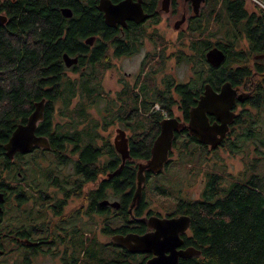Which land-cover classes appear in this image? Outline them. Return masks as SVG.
Masks as SVG:
<instances>
[{
	"label": "trees",
	"instance_id": "1",
	"mask_svg": "<svg viewBox=\"0 0 264 264\" xmlns=\"http://www.w3.org/2000/svg\"><path fill=\"white\" fill-rule=\"evenodd\" d=\"M99 1L2 0L0 13L5 16L6 21L0 24V192L30 191L27 185L11 189V182L8 180L23 181V177L18 179L20 172L24 173V167L34 164L35 159L31 156L16 155L13 161H9L5 157L3 146L15 127L26 122L33 111L34 103L45 99L44 122L37 126L38 136H48L49 127H45V124L48 117L50 118L49 115L75 114L76 118L72 119L69 128L66 131L63 129V185L65 177L70 178L74 189V181H78L74 180L75 177L85 182L92 181V163L96 159L95 152L90 147L81 150L78 145L92 146L97 141L107 145L108 138L102 133L107 131L113 121L125 126L137 116L110 115L115 102L108 96L102 97L101 84L95 68L101 65L104 69L112 68V57L118 58L128 52L138 51L145 40L152 42L155 49L159 47L160 36L154 33V29L153 33L149 34L147 28H152L151 25L158 23L156 12L161 0H141L144 12L149 15L148 20L139 25L128 23L122 30L123 37L119 38L115 37L119 30L105 26L103 15L97 9ZM110 1L117 3L121 0ZM204 4L200 7L198 16L188 19V37L195 38L190 49L201 56L203 65L207 49L216 47L224 51L227 54L224 69L214 72L215 69L208 68L207 73L211 75L202 77L203 69L200 68V72H194L197 73L193 81L185 85L179 84L174 89L180 96L179 105L187 118L188 109L195 104L193 98L195 99L197 94L195 91L192 93V89L199 91L205 83L203 80H207L212 87H219L225 82L231 83L233 87L244 84L245 89L253 94L246 105H241V112L247 115L236 116L222 144L224 146L227 143L229 150H240L242 146L254 143L252 139L257 137V118L251 114L250 109L264 106V75L262 82H255L251 73L253 68L248 67L253 54L264 53V11L248 0H205ZM64 8L71 9L70 19L61 15V9ZM188 11L189 9L187 13ZM203 33H211V37L216 40H203ZM90 37H95L92 47L84 44ZM64 54L77 56L80 65L87 64L89 67L74 72L76 78H69L62 61ZM191 56L188 57V54L179 51L176 59L189 62L192 61ZM160 58L162 89L154 94L145 92L149 91V82L155 74L150 72L145 73L141 97L137 94L131 97L126 84H123L121 92L115 96L118 99L115 101H121L123 107L127 99L132 101V104L141 99L139 107L143 106L149 114L146 123L137 119V124L131 128V138L134 142L131 143L129 151L131 159L126 162L131 199L136 185L137 163L149 160L152 144L159 133V123L164 120L159 114L160 109L168 114L167 117L173 116L172 106L175 102L170 93L174 79L164 74L162 53ZM256 70L259 74H264V64L257 66ZM101 102L105 103L103 109L109 113L99 115L100 112H97L96 115L100 116L98 120L89 112L97 109ZM54 104H59L57 113L54 111ZM154 104L160 109H151ZM122 105L119 104L121 110ZM120 109L115 113L120 112ZM50 125L53 131L50 138H54L50 144V155L54 162L49 166L47 175H60V126L53 123ZM229 137L234 139L230 141ZM66 142L76 145L70 153L64 148ZM256 147L257 144L254 148ZM262 147L257 152L241 151L249 155L251 160L245 165L241 177L231 181L227 188L220 186L223 177L210 175L199 199H175L176 203L171 205L174 210L189 216L191 220L189 233L183 237L185 246L201 252L199 257L180 260L179 264H264V178L257 172L258 163L264 160V144ZM200 150L203 152L207 149L201 146ZM43 154L42 158L50 157ZM171 155L172 152L169 154L168 165L172 163ZM4 172L8 173L6 179L3 178ZM116 187L117 191L124 189L122 184H117ZM152 193L164 197L171 196L161 187L154 188ZM142 204L143 199L138 207L133 208L134 218L141 216ZM74 217L75 215H68L69 220Z\"/></svg>",
	"mask_w": 264,
	"mask_h": 264
},
{
	"label": "flooded vegetation",
	"instance_id": "2",
	"mask_svg": "<svg viewBox=\"0 0 264 264\" xmlns=\"http://www.w3.org/2000/svg\"><path fill=\"white\" fill-rule=\"evenodd\" d=\"M136 1V0H134ZM162 1L160 2V12L164 14H168L169 10L173 8V5L177 2V0H170L168 11L165 12L162 9ZM183 1V0H182ZM2 0H0V5ZM183 12L182 15L187 16L188 7L192 11L191 3H185L183 1ZM201 7V6H200ZM143 8V7H142ZM186 12V13H185ZM200 12V9H199ZM146 13V12H145ZM157 15L159 13V9L157 10ZM193 13V11H192ZM1 14V13H0ZM2 15V14H1ZM194 15V14H193ZM199 15V13H198ZM194 15V17L198 16ZM180 17V18H181ZM179 20V19H178ZM187 20V17H186ZM176 22V21H175ZM130 22H127V24ZM145 23V22H144ZM186 23V22H185ZM184 23V24H185ZM126 24V25H127ZM175 24V23H174ZM183 24V25H184ZM183 25L179 30L181 31ZM174 29V25L172 26ZM120 26H117L115 30L117 31L115 37H123L124 33ZM175 30V29H174ZM127 42H124L126 44ZM214 48V47H213ZM204 53V67L206 70L203 72L210 76L211 74L207 73L208 68L215 69L214 72H217L219 69L224 67V63L227 59V54H225V61L218 67H212L209 62L206 60V53ZM220 50V49H219ZM136 51L128 52L124 56H119V58L129 57L135 55ZM71 58H77V63L71 65L70 67H66L67 73L77 72V70H84L88 68L89 65H80L79 59L77 56H70ZM63 61V60H62ZM251 63L248 64L249 68H253L252 79L255 82H262L264 74H259L256 70L257 66H262L264 64V53L263 54H253L250 58ZM261 61L263 64H261ZM76 68V69H75ZM142 68V66H141ZM224 69V68H223ZM145 72V71H144ZM143 77V81H139L137 79V75L135 76V84L133 88H129L128 92L131 97H134L137 94L139 97L143 95L141 92L142 83L144 82L145 73L141 75ZM204 84L201 85L200 90L192 89V93H197L195 95L194 105H191L187 112V118L184 116V112L182 108H180V96L175 93L174 87L183 84L173 81L172 93L176 96L174 98L175 106L180 111L179 117H166V118H174L179 123L185 125V127L180 128L179 130L174 132L172 149L170 152L176 150V147L179 146H187V144H195L198 147H204L207 150H211L209 146L202 144L198 141V139L189 134L186 126L189 122V111L192 107H194L199 99V97L204 92V86L209 84L207 80ZM189 81L185 84H188ZM227 83V82H225ZM229 83V82H228ZM133 84V85H135ZM222 83L219 87H212L213 90L218 93ZM127 85V84H126ZM231 85V83H230ZM120 86V85H119ZM233 89L237 90V95L235 98L234 105V114L237 115H247L241 112H236L237 108H241V105H246L249 98L253 96L251 91H247L244 84L232 86ZM257 88V87H256ZM119 90V91H118ZM122 87L120 89H115L117 93L121 92ZM159 91V89L157 90ZM191 91V90H190ZM147 93H152L153 91H145ZM116 93V94H117ZM238 96H246L243 101H238ZM140 105L141 99L138 100ZM139 108V111L142 107ZM157 109H159L157 107ZM259 109V107L257 108ZM118 110V109H117ZM138 110V109H137ZM134 109L125 111V115H134ZM154 113V112H153ZM48 121L45 124V127L48 125V136L45 138L48 141L49 148L44 149L41 147H36L33 151L27 156H31V158L36 159L38 156L42 157V154L51 153V142L54 138H50V135H53L51 123L53 125L60 126V166L59 173L60 175L51 174L43 177L42 181H36L38 178H34V183L30 184L29 192L18 193V192H9L3 193L4 199L1 204L2 213L0 215V264H39L40 260H51L53 264H145L147 261L154 257L153 252H139L133 253L127 247L121 246L115 242L117 236H121L126 238L128 235H137L144 236L146 234H150L154 232L153 229H150L146 222L141 223V219H147L149 217L156 216L160 219H171L175 217H179L183 214H179L176 210H174V206H170L168 208L159 207L158 209H154L149 202L146 201L145 191L142 190V199L143 204L140 206L141 216L138 218H134L132 216V210H130V206L132 203L131 199V190L128 187V178L126 177V162L130 161L131 158L126 159L124 162L122 161V156L114 146L115 137L113 142L108 141L107 145L99 144L97 141L94 145L88 146V144H79L78 146L83 150L84 148L90 147L93 152H95V161L92 163L93 169V177L92 181H87L80 179L79 177H75L74 184L76 189L70 184L72 181L70 178L65 177V185H63V115H49ZM44 117V116H43ZM66 117V116H65ZM95 117L99 120V115H95ZM164 118V119H166ZM59 120L57 123L56 120ZM212 119V120H210ZM214 119L209 117V122L212 123ZM40 121V123H43ZM24 124V123H23ZM71 124V123H70ZM114 124V121L112 125ZM37 125V126H38ZM130 123L126 124L123 130L125 132V136L128 142V152L130 151L131 143L134 140L131 138L130 132L132 131L130 127ZM120 130V129H119ZM230 131V125H229ZM36 135V133H35ZM38 136V135H36ZM43 137V136H42ZM194 140H192V139ZM226 138V137H225ZM66 139L71 140L69 137ZM225 140V139H224ZM223 140V142H224ZM222 142V144H223ZM222 144L220 146H222ZM73 143L66 142L64 143L65 150L70 153L74 147ZM219 146V147H220ZM218 147V148H219ZM46 151V152H41ZM169 152V154H170ZM43 154V155H45ZM19 155V154H16ZM14 156V158L16 157ZM169 160V158H168ZM13 161V160H12ZM52 162H54L52 160ZM15 163V162H14ZM146 161H144V164ZM38 164V163H37ZM138 164V163H137ZM141 164V162L139 163ZM138 164V165H139ZM168 167V161L165 164L166 168ZM163 171V170H162ZM162 173V172H161ZM160 173V174H161ZM160 174H154L151 171L145 172V182L143 187L150 182L151 179H154L155 176ZM76 182V183H75ZM117 184L123 185V191H117ZM11 189L14 187H22L19 184L10 185ZM183 193L182 190L179 191ZM180 199L183 200H192L190 197H186L185 195H180ZM178 197V198H179ZM80 200V204L76 209H71L69 214L64 213L65 208H68V205L71 200ZM141 199V200H142ZM195 199L193 198V201ZM140 203V202H139ZM176 203V202H175ZM137 204L135 207H138ZM134 207V208H135ZM11 209L13 210V215L10 216V219L4 223L5 215ZM20 216H18V213ZM74 213V214H71ZM68 215H75V221L73 219H68ZM187 216V215H185ZM85 217H96V226L95 229L90 231V229H85L78 225L80 221H82ZM136 220V221H135ZM71 222V223H70ZM135 222L134 224H132ZM69 223V224H68ZM68 225L72 226L68 229ZM189 233V228L181 235L183 240V244L177 250L186 249L188 246H185L184 243V235ZM168 256V253H165ZM68 261V262H66ZM180 261V260H179Z\"/></svg>",
	"mask_w": 264,
	"mask_h": 264
},
{
	"label": "rangeland",
	"instance_id": "3",
	"mask_svg": "<svg viewBox=\"0 0 264 264\" xmlns=\"http://www.w3.org/2000/svg\"><path fill=\"white\" fill-rule=\"evenodd\" d=\"M203 5L205 4L202 3L201 8L203 7ZM183 8V1L177 0V2L173 5V8L169 10V13L164 14L160 12L159 4L160 15L158 14V23L154 26L151 25L152 28H147L149 34L153 33L154 29V33L160 36L158 38V41L160 42L159 47L155 49V46L152 42L145 40L143 42V45L139 46V49L135 52V55L119 59L112 57V68L104 69L102 65L95 68L96 76L98 75V81L101 84L102 97L107 98L108 96L109 99H114L115 102L113 112L111 111L110 115H125V111L134 109V115L137 116L134 117L133 121L130 123L131 128L137 124V119L139 120V122L146 123L148 118L147 115L149 114L148 112H145L143 106L142 109L139 111V103L132 104V101H130L129 99H127V102L124 104V107L121 101L117 103L115 100L118 99L115 96L118 94L117 92L119 90L115 92V89H120V86L123 87V84H127L131 89L134 86L138 85L134 83L135 80H138V77V83L140 81H143V77L141 76L142 73L148 74L150 72H154L155 74L151 77L152 80H150L149 82V90L153 91L154 94L157 92L158 89H162L163 84L161 78L163 76V73L160 72V53H162L164 57V74L173 78L176 82L184 84L189 81L190 83L191 81H193L194 77L196 76V73L200 72V68L204 71L206 70V68L203 66L201 56L192 52V50L190 49V45L195 38H193L192 36L188 37L187 32L188 19L194 18V15L189 7V11L186 16L187 20L186 23L183 25L181 31H176L172 27L175 21L180 19L183 12ZM179 32H182L183 34ZM201 38L203 40L204 38L216 40L215 37H211V33H203ZM179 51L188 54V57H190L192 54V61H178L176 58L178 56ZM251 62L252 61H250L249 63ZM195 71L197 72L194 73ZM136 75L137 79H135ZM67 76L69 78H76L77 75L68 72ZM205 76L206 74L202 72V77ZM169 93L170 92H168V94ZM170 95L176 98L173 93H170ZM241 98L244 99L246 98V96ZM100 104L101 105H98L97 109H89V113L94 116L97 112H100L99 115H108L109 112L103 109V104L105 103L101 102ZM119 104L122 105L123 110L120 109ZM175 105L176 104L174 103L172 106V115L173 117H179L180 111ZM58 107L59 104H54L55 113L58 112ZM155 107L159 108L157 104H154L151 109H154ZM117 109H120L121 111L115 113ZM151 109L149 112H151ZM237 109L238 110H236V112H239L241 110V108ZM160 110L161 113L159 112V114L161 116L168 115L162 109ZM105 111H107V113H105ZM250 111L251 114L257 118V137L255 140L252 139L254 143L249 142L250 144H246V146L241 145L242 147L240 150H229L227 143H225L224 146L222 145L215 151L211 152H208L209 150H203L202 152L200 150V147L195 144H187V146L183 147L178 145L176 147V150L172 152V163L169 164L168 167L164 168L160 175L154 177V179H151L150 182L144 187V184L142 185V190L145 191L146 201L149 202V204L154 209H158L162 206L164 208H168L171 205H174L175 199L181 194L185 195L186 197H190V199L192 198V200L193 198L195 200L199 199L204 189V184L207 181V177L210 175H215L221 178L223 177V179H221L220 186L224 189L230 185L231 181L237 180L239 177H241V173L245 169V165L251 160L249 158V155H246L241 151L249 150L250 152H257L259 148H263L262 145L264 144V106H261L259 109H250ZM138 115H140V118H138ZM63 117V129L66 131L67 128H69V124L72 123V119H75L76 117L75 114L72 113L65 114ZM56 122L58 123L59 120L57 119ZM119 129L125 130L126 128L121 124L114 123L113 125L109 126L107 131L103 132L102 134L104 137L108 138L107 142H113L114 137L117 135V130ZM132 134L133 133L130 132V135ZM233 139V137H229L230 141ZM255 144L258 145L256 149L254 148ZM52 160V156L43 158L41 156H38L36 159V165H34L35 163L29 164L27 167H24V173H21L22 171L20 172V176H18V179L20 180L23 177V181L12 182L11 180H7L11 182V185H15L16 183L22 187H25L26 185L30 186V184L34 183V178H38L36 181H42L43 177L47 176L49 166L53 164ZM30 162H32V160ZM141 164H144V162H141ZM257 172L264 178V160L258 163ZM7 174V172H4V179H6ZM156 187H161L165 189L167 193H169L171 196L164 197L162 195H156V193H152L153 189ZM180 190H182L183 193H180ZM79 204L80 200H71L68 205V208H65L64 213L69 214L70 210L76 209ZM11 215H13V210L10 209L8 211L7 209V213L4 218V223H6L7 220L10 219ZM18 216H20L19 213ZM75 220L76 219L74 218L73 221ZM78 225H82L83 228L88 230L90 229V231H92L95 229L96 226V217H85L82 221L78 223ZM71 227L72 226L68 225V229ZM39 264L53 263L50 259H39Z\"/></svg>",
	"mask_w": 264,
	"mask_h": 264
},
{
	"label": "water",
	"instance_id": "4",
	"mask_svg": "<svg viewBox=\"0 0 264 264\" xmlns=\"http://www.w3.org/2000/svg\"><path fill=\"white\" fill-rule=\"evenodd\" d=\"M170 0L162 1V9L167 12ZM185 3H191L194 15H198L199 9L205 0H183ZM97 9L103 15L104 24L107 28L115 29L117 26L125 28L127 22L136 25L146 22L149 15L144 12L141 0H121L112 3L110 0H100ZM61 15L65 19L72 17V11L69 8L61 9ZM5 16L0 14V24L5 23ZM186 22L183 15L174 24V29L179 30ZM95 37H90L84 41L86 46L92 47ZM225 54L214 47L206 53V60L216 68L225 61ZM63 63L70 67L77 63V58H71L67 54L62 55ZM238 89H233L230 83H224L219 92L216 93L213 88L207 84L204 86V92L199 97L196 105L189 111V122L186 128L189 134L196 137L198 141L211 150L218 148L227 134L229 125L235 120L234 114L235 98ZM242 96H238V101H243ZM45 99L34 103L33 111L28 116L24 124H18L7 143L3 146L4 154L7 160L12 161L16 154L26 156L36 147L44 149L49 148L45 137L36 136L37 125L44 116ZM209 117L214 121L209 122ZM185 127L174 118H166L159 123V133L154 140L150 158L145 164L137 166L136 185L132 197L130 210L139 204L142 198V185L145 182V172L151 171L154 174H160L169 158V152L172 149L174 132ZM114 146L117 152L122 156V161L130 158L128 152V142L123 130H117ZM4 195L0 192V215L2 213L1 204ZM190 217L181 215L171 219H160L156 216L147 219H141L140 222H146L154 232L144 236L128 235L126 238L117 236L115 242L121 246L127 247L133 253L153 252L154 257L145 264H179V260L197 258L201 255L199 250L193 247L177 250L182 246L181 235L190 226ZM168 253V256L165 255Z\"/></svg>",
	"mask_w": 264,
	"mask_h": 264
},
{
	"label": "built area",
	"instance_id": "5",
	"mask_svg": "<svg viewBox=\"0 0 264 264\" xmlns=\"http://www.w3.org/2000/svg\"><path fill=\"white\" fill-rule=\"evenodd\" d=\"M248 1L255 3L264 11V0H248ZM153 110H158V109H157V107H155ZM163 117L166 118L167 115H163Z\"/></svg>",
	"mask_w": 264,
	"mask_h": 264
}]
</instances>
